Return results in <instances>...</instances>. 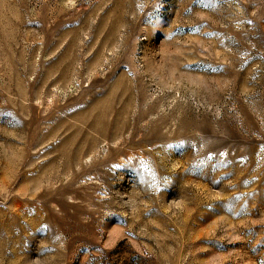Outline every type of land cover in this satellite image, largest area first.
I'll use <instances>...</instances> for the list:
<instances>
[{
	"label": "rangeland",
	"instance_id": "374dc122",
	"mask_svg": "<svg viewBox=\"0 0 264 264\" xmlns=\"http://www.w3.org/2000/svg\"><path fill=\"white\" fill-rule=\"evenodd\" d=\"M0 264H264V0H0Z\"/></svg>",
	"mask_w": 264,
	"mask_h": 264
}]
</instances>
